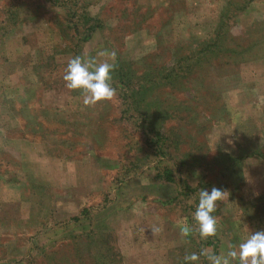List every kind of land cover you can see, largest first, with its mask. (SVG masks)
<instances>
[{
  "label": "rangeland",
  "instance_id": "1",
  "mask_svg": "<svg viewBox=\"0 0 264 264\" xmlns=\"http://www.w3.org/2000/svg\"><path fill=\"white\" fill-rule=\"evenodd\" d=\"M73 1L99 21L83 42L59 0H0V264H188L206 242L226 254L264 231V0L219 30L225 46L250 47L218 53L199 50L228 0ZM73 51L120 62L139 107L117 65L115 98L85 107L62 78ZM140 111L158 116L166 153L136 126ZM213 187L226 191L216 235L181 237Z\"/></svg>",
  "mask_w": 264,
  "mask_h": 264
},
{
  "label": "clouds",
  "instance_id": "2",
  "mask_svg": "<svg viewBox=\"0 0 264 264\" xmlns=\"http://www.w3.org/2000/svg\"><path fill=\"white\" fill-rule=\"evenodd\" d=\"M104 56L106 53L100 52ZM115 60L116 53H110ZM116 68L114 63L107 61L97 62L95 58L75 56L71 58L63 71L65 87L79 90L83 96L85 107H94L102 101H112L116 96V89L112 86L111 73ZM226 191L213 187L211 191L201 189L198 193L199 202L192 218L194 226H189L187 220L178 222L181 237L198 234L201 240H207L217 233V219L212 215L217 209V202L225 199ZM153 236L159 234L162 228L156 225L150 227ZM226 254L216 255L208 248H202L200 253H191L184 256L188 264L198 262L204 256L209 264H264V231L250 234L238 245L229 243Z\"/></svg>",
  "mask_w": 264,
  "mask_h": 264
},
{
  "label": "trees",
  "instance_id": "3",
  "mask_svg": "<svg viewBox=\"0 0 264 264\" xmlns=\"http://www.w3.org/2000/svg\"><path fill=\"white\" fill-rule=\"evenodd\" d=\"M68 3H66V7L64 6L63 3H61V0H59V4L62 7H64L66 10L67 17L64 19L65 25L67 27H72L75 37L78 36L80 37V41L83 42L85 41L90 33L97 27H99V21L91 16H88L84 11H79L77 10L76 7V2L71 1V0H65ZM71 1V2H69ZM250 0H243L241 4H238V2L234 0H228L225 2L222 11H220V18L218 22V32H215V35L212 39H208L203 43L202 46H200L199 51H208L210 53H218L220 50H228L230 52H236L235 47L238 45H241V49L245 50L248 49L250 46L247 45L242 46V44H235V47H230V46H225L223 44V41L219 39V30H224L226 28V24L228 22V19L230 18V12L235 13L238 12L246 3H248ZM52 3H57L56 0H50ZM10 19L13 22V13L10 14ZM9 23L6 21L5 24ZM78 26H75V25ZM10 25V24H8ZM78 41V40H77ZM241 43V42H239ZM252 44V43H250ZM78 45V44H77ZM78 48L79 46H75ZM205 49V50H204ZM78 53L76 51H73V57L77 56ZM72 57V58H73ZM195 62V61H193ZM118 67L116 68V76H117V82L120 84V88L122 90V97L127 98L130 97V104L133 106V103H136L135 105L139 107V96L141 95L140 91L137 92L134 91L132 88L131 84V79L133 77V74L131 72H127V69L122 67L120 62H117L116 64ZM127 67V66H126ZM175 76V75H174ZM167 77V76H166ZM129 91V92H127ZM127 92V94H126ZM131 95V96H130ZM132 96H136L135 100H131ZM127 105V106H128ZM131 109L134 111L135 108L131 107ZM137 121L136 126L140 128V131L146 135H148V144L151 146L153 150H155L156 154H163L164 152L166 153V141L167 137L164 135L163 131L160 130V121L159 118L156 114L153 115H148L145 111H140L134 118ZM162 177L166 181H173V177L171 176V172L169 169L165 168L162 171ZM72 219H76L73 217ZM206 245H211L212 250L215 251L216 244L213 243L212 241L206 242Z\"/></svg>",
  "mask_w": 264,
  "mask_h": 264
}]
</instances>
